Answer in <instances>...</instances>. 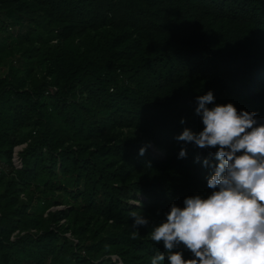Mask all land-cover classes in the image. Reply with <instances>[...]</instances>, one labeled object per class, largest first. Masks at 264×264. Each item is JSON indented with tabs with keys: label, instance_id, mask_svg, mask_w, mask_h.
Masks as SVG:
<instances>
[{
	"label": "trees",
	"instance_id": "obj_1",
	"mask_svg": "<svg viewBox=\"0 0 264 264\" xmlns=\"http://www.w3.org/2000/svg\"><path fill=\"white\" fill-rule=\"evenodd\" d=\"M0 66V264H151L212 191L196 98L264 122V0H0Z\"/></svg>",
	"mask_w": 264,
	"mask_h": 264
},
{
	"label": "clouds",
	"instance_id": "obj_2",
	"mask_svg": "<svg viewBox=\"0 0 264 264\" xmlns=\"http://www.w3.org/2000/svg\"><path fill=\"white\" fill-rule=\"evenodd\" d=\"M196 99L202 130L185 128L176 138L216 149L207 180L212 191L206 198L185 197L183 207L172 204L166 219L151 228L150 239L164 246L151 264H264V122L233 103L214 104L211 90ZM179 156L185 157L186 149ZM204 164L209 166L208 158ZM130 215L135 229L149 223L140 213ZM181 246L190 258L175 250Z\"/></svg>",
	"mask_w": 264,
	"mask_h": 264
},
{
	"label": "built area",
	"instance_id": "obj_3",
	"mask_svg": "<svg viewBox=\"0 0 264 264\" xmlns=\"http://www.w3.org/2000/svg\"><path fill=\"white\" fill-rule=\"evenodd\" d=\"M26 145L27 144L24 143V144L17 145L14 148L13 155H12V163H13L14 168L16 169H21L23 167V162L20 157V152L24 149Z\"/></svg>",
	"mask_w": 264,
	"mask_h": 264
},
{
	"label": "rangeland",
	"instance_id": "obj_4",
	"mask_svg": "<svg viewBox=\"0 0 264 264\" xmlns=\"http://www.w3.org/2000/svg\"><path fill=\"white\" fill-rule=\"evenodd\" d=\"M4 71V66H0V72H3ZM152 150L153 152L156 154V155H162V152L160 150H158L157 148H153L152 147Z\"/></svg>",
	"mask_w": 264,
	"mask_h": 264
},
{
	"label": "water",
	"instance_id": "obj_5",
	"mask_svg": "<svg viewBox=\"0 0 264 264\" xmlns=\"http://www.w3.org/2000/svg\"><path fill=\"white\" fill-rule=\"evenodd\" d=\"M115 257V256H114Z\"/></svg>",
	"mask_w": 264,
	"mask_h": 264
}]
</instances>
